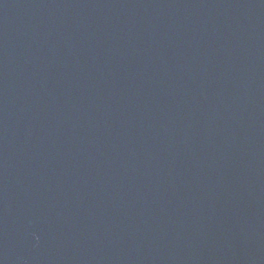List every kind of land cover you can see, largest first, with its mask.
I'll return each instance as SVG.
<instances>
[{
	"label": "water",
	"instance_id": "obj_1",
	"mask_svg": "<svg viewBox=\"0 0 264 264\" xmlns=\"http://www.w3.org/2000/svg\"><path fill=\"white\" fill-rule=\"evenodd\" d=\"M0 264H264V0H0Z\"/></svg>",
	"mask_w": 264,
	"mask_h": 264
}]
</instances>
